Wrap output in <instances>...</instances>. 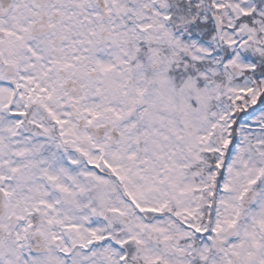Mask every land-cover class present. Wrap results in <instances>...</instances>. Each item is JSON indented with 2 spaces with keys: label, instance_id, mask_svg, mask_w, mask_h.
<instances>
[{
  "label": "snow or ice",
  "instance_id": "obj_1",
  "mask_svg": "<svg viewBox=\"0 0 264 264\" xmlns=\"http://www.w3.org/2000/svg\"><path fill=\"white\" fill-rule=\"evenodd\" d=\"M0 264H264V0H0Z\"/></svg>",
  "mask_w": 264,
  "mask_h": 264
}]
</instances>
